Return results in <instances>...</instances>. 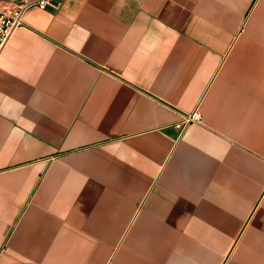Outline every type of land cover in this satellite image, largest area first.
<instances>
[{
  "label": "crops",
  "instance_id": "1",
  "mask_svg": "<svg viewBox=\"0 0 264 264\" xmlns=\"http://www.w3.org/2000/svg\"><path fill=\"white\" fill-rule=\"evenodd\" d=\"M0 264H264V0L29 10L0 57Z\"/></svg>",
  "mask_w": 264,
  "mask_h": 264
},
{
  "label": "built area",
  "instance_id": "2",
  "mask_svg": "<svg viewBox=\"0 0 264 264\" xmlns=\"http://www.w3.org/2000/svg\"><path fill=\"white\" fill-rule=\"evenodd\" d=\"M49 4L50 0H0V57L15 30L23 26L25 14L33 8L44 9ZM201 120L202 115L196 108L184 114L176 128L182 130L186 125Z\"/></svg>",
  "mask_w": 264,
  "mask_h": 264
}]
</instances>
